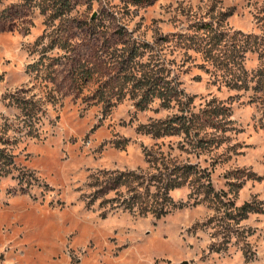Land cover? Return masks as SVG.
Listing matches in <instances>:
<instances>
[{"label":"rangeland","instance_id":"rangeland-1","mask_svg":"<svg viewBox=\"0 0 264 264\" xmlns=\"http://www.w3.org/2000/svg\"><path fill=\"white\" fill-rule=\"evenodd\" d=\"M222 9L233 12L225 23ZM203 23L228 30L229 39L258 41L235 84L228 71L172 41L163 54L177 60L184 104L141 106L132 96L113 107L98 102L96 94H123L113 46L160 47L162 37L176 40ZM263 66L264 0H0V264H264V213L229 231L220 222L225 236L215 237L214 210L188 186L172 192L184 207L158 219L112 210L89 185L99 171L148 170L150 149L209 170L216 191L231 192L228 202L264 204ZM212 100L230 109L231 120L212 148L146 133ZM17 101L40 114L33 120Z\"/></svg>","mask_w":264,"mask_h":264},{"label":"trees","instance_id":"trees-1","mask_svg":"<svg viewBox=\"0 0 264 264\" xmlns=\"http://www.w3.org/2000/svg\"><path fill=\"white\" fill-rule=\"evenodd\" d=\"M129 1L139 5L150 3L152 0ZM221 11L223 17L221 20L225 23L233 12L228 9ZM198 25L200 26H194L195 32L189 35L180 34L176 40L162 37L163 45L160 47L155 43L140 44L139 41H134L131 44V40H123L113 46L119 58L117 64L122 66L124 72V74H120L116 82V86L123 94H96L98 102L113 107L125 97L132 96L139 101L141 106L148 105L155 99H160L163 107L169 109L179 108L178 105L184 104L180 97H183L185 92L181 88V82L176 73L178 70L175 65L177 60H168L171 55L169 51L168 55L163 54L164 50L172 49L168 48L169 46L164 48L166 43L172 41H177L178 45L183 46L180 48L189 52L203 54L206 62L214 68L220 66L225 72L228 71L229 77H232L231 82L238 80L237 77H241L238 72L245 68V57L249 46L252 45V49H255L258 46V41L254 40L251 44L253 36L250 34H243L244 38L242 39H229L227 37L229 31L222 30L219 25L208 23ZM261 71L264 73V66ZM234 76L237 77L234 79ZM234 82L233 84H235ZM100 90L105 91L102 88ZM25 102L29 101L25 100ZM18 103L19 105L22 103L21 107L26 108L28 115L33 120L40 114L39 109L36 110L35 106L30 107L24 102ZM229 116L230 109L227 106L217 100H212L198 114L189 116L183 112V114L178 113L167 119L155 121L145 126L146 133L157 139L186 138L188 142L184 140L185 143L181 145H190L195 150L205 151L222 141L217 138V133L222 129L226 130L223 125L231 121L228 119ZM30 132L32 133L33 130L31 129ZM201 153L199 152L198 155ZM146 157L149 163V168L146 171L141 169L103 170L92 175L89 185L95 189L93 192L95 198L106 197L104 203L112 210H128L139 214V216L153 214L160 219L171 211L184 207V204L176 202L172 192L188 186L192 194L198 195L197 203L207 204L216 215L218 211L224 212L228 209L221 215L209 218L208 224L214 230L218 223L224 222L227 226L225 229L229 231L231 228H235L234 224L242 226V222L247 220L251 214L264 213V204L261 202L246 201L242 205H238L234 201L228 202L226 197L231 192L218 193L212 183L210 171L203 169L200 164L191 161L180 162L172 154L168 155L163 151L156 154L150 149L147 150ZM231 184L236 186L235 182H231ZM241 188L242 185H238L231 191L233 192L235 189L238 192ZM201 195L202 197H200ZM218 231L215 230V237L224 235V233L219 234ZM248 238L249 235L244 240L249 245ZM232 239L233 236L226 240V247L229 246ZM222 249L217 247L218 251ZM245 254H249L248 250L245 251Z\"/></svg>","mask_w":264,"mask_h":264}]
</instances>
